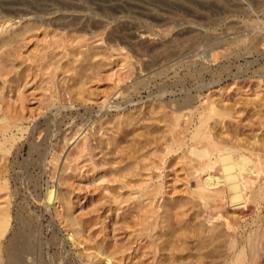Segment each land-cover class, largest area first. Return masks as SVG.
<instances>
[{
    "label": "rangeland",
    "instance_id": "374dc122",
    "mask_svg": "<svg viewBox=\"0 0 264 264\" xmlns=\"http://www.w3.org/2000/svg\"><path fill=\"white\" fill-rule=\"evenodd\" d=\"M0 6L10 30L0 29L3 41L10 36L0 45V117L9 119L0 133V216L8 214L0 263L10 264L6 245L26 256L16 264H229L223 225L218 238L200 232L183 179L189 160L169 146L180 128L174 117L192 127L205 118L215 139L264 155V0ZM157 174L164 191L153 207L169 197L183 205L173 234L165 221L156 225L163 247L152 263L133 231L135 183ZM225 211L255 228L264 204ZM10 234L18 239L6 244ZM260 255L247 264H264Z\"/></svg>",
    "mask_w": 264,
    "mask_h": 264
},
{
    "label": "bare ground",
    "instance_id": "6f19581e",
    "mask_svg": "<svg viewBox=\"0 0 264 264\" xmlns=\"http://www.w3.org/2000/svg\"><path fill=\"white\" fill-rule=\"evenodd\" d=\"M6 20L8 19H3L0 23L2 35L4 32L10 31L7 26L3 25ZM2 35H0V45H4L10 37L9 36L6 41H3L5 38L2 37ZM2 42H4V44H1ZM174 119L176 124H178L180 128H177L178 130L172 132L169 152L182 150L180 157L188 158L189 160V165L183 167V179L186 185V191L188 193V202L191 201V204L198 206L200 210L199 214L196 215V217H202V220H198V223L201 226L200 232L208 236L214 235L211 237V239L218 238L219 236H221V234L214 233V231L219 225H223L225 229L222 227L223 230L220 231L223 232V246L225 250L224 248H221V250H219L226 251L227 256L231 260L229 264H247V260L249 258L250 260H256L259 257L261 250L264 249V228L261 229V227H264V215H259L258 212L256 214V218L254 217L252 219L253 221H257V226L255 228H247L245 223L247 220L243 224L240 223L239 220L227 215L225 208L228 206L231 207V210L238 211L240 209V211H242L245 215L251 212V209L253 207L258 208L262 206V204H264V161L261 160V156L264 155H260L261 153L255 152L252 149L242 150L238 147L235 148L226 142L222 143L219 140L215 139L213 134L208 130L206 126L205 118H200L198 120V124L194 127H192V123L190 120L183 121V123L180 124L182 120H180L178 117H174ZM0 120H2V124L0 125V133L1 135H4L3 137L5 138V133L8 130L7 126L9 123V119L6 114H2ZM2 168L4 167H1V169ZM159 175L161 176V174L149 175L147 182H144L143 180L144 183H135V199L138 202V204L136 205L138 211L136 214V221L134 222V225L136 227L133 231L135 237L141 238L143 236V238H145V242H147L148 248H146L143 253L152 255V263L156 259V256L159 255L157 251H159L161 247H163L160 242H156L153 239L155 233L154 229L156 228V225L159 221H165L164 225L167 226L170 230V233L173 234V232L178 230L177 226L180 222V219L178 218V216H176V214L179 213L178 210L183 205L181 201H179L178 204H171V201L174 197H169L165 198L164 202L159 204V206L162 207L161 210H158L159 206L157 208L153 207L155 198L164 191L163 180L160 178L157 179L158 177H160ZM52 190L49 191L47 199L52 198ZM224 202H227V205H225ZM5 204L8 203L6 202ZM216 220H220V223H218ZM7 223L8 214L4 212L3 216H0V234H3L5 232ZM246 229H248V232H246ZM195 235V242L197 241V243H200V241H203V235H201L200 233H197ZM15 236H9L6 239V244L10 243L12 240L18 239V237L15 238ZM177 238L179 239L180 237ZM16 241H19L20 243V239ZM221 244L219 243V245L217 244V246H220ZM7 247L5 245V248L3 250L6 257L5 260L7 262H10V264L11 262L16 264L26 257H22L18 251H11ZM14 247L18 249L17 245ZM139 247L140 245L136 243L134 250L136 251ZM208 254L211 255L212 253ZM222 254L225 255L221 252L220 255ZM223 258L224 257H222V259ZM102 260H106V263L110 262L109 258H105L104 255L102 256Z\"/></svg>",
    "mask_w": 264,
    "mask_h": 264
}]
</instances>
